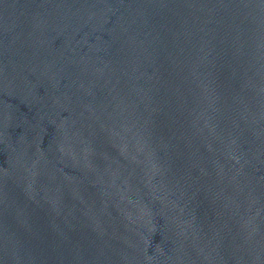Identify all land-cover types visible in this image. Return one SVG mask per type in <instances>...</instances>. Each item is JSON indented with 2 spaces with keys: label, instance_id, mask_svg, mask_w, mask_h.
<instances>
[{
  "label": "water",
  "instance_id": "95a60500",
  "mask_svg": "<svg viewBox=\"0 0 264 264\" xmlns=\"http://www.w3.org/2000/svg\"><path fill=\"white\" fill-rule=\"evenodd\" d=\"M0 264H264V0H0Z\"/></svg>",
  "mask_w": 264,
  "mask_h": 264
}]
</instances>
